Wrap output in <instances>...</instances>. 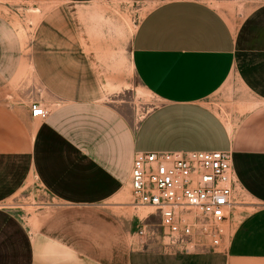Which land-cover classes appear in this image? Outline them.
Returning <instances> with one entry per match:
<instances>
[{
	"label": "crops",
	"instance_id": "obj_1",
	"mask_svg": "<svg viewBox=\"0 0 264 264\" xmlns=\"http://www.w3.org/2000/svg\"><path fill=\"white\" fill-rule=\"evenodd\" d=\"M228 1L245 7L237 27L202 0L165 2L142 21L133 65L157 105L136 125L106 103L66 90L55 99L27 100L7 91L26 59L18 31L0 12V264L63 256L94 264L80 248L42 232L32 235L12 209L21 197L44 194L86 211L76 234L90 238L95 226L111 225L88 212L120 204L137 152L229 151L236 197L252 200L254 208L237 221L233 211L227 241L219 248L201 242L204 248L133 250L128 264H264V0ZM38 66L49 90L74 76L69 79L74 72L66 74L63 63ZM228 83L243 92L234 91L232 103L219 109L212 99ZM36 103L49 110L46 119L32 116ZM49 241L56 243L54 254L39 245Z\"/></svg>",
	"mask_w": 264,
	"mask_h": 264
},
{
	"label": "rangeland",
	"instance_id": "obj_2",
	"mask_svg": "<svg viewBox=\"0 0 264 264\" xmlns=\"http://www.w3.org/2000/svg\"><path fill=\"white\" fill-rule=\"evenodd\" d=\"M168 1L171 0H96L68 4L60 0H2L0 12L10 18L18 31L26 59L24 71L6 90L18 93L21 100L54 98L56 92L60 96L62 90H66L106 103L129 122L139 124L155 108L157 99L142 86L136 75L133 42L145 17ZM202 1L222 12L234 27L246 15L243 4L228 0ZM55 63L67 66L68 75L74 72L69 79L74 76L68 82L50 84L53 89L49 90L39 80L38 65ZM234 91L243 92L240 86L232 88L228 83L212 102L219 109L225 108L232 103ZM253 208L254 202L241 195L233 209L236 212L234 220L241 219ZM12 209L32 235L42 232L65 241L68 246L80 248L93 257L94 264H128L133 250H186L204 248L201 242H209L197 236L195 243L194 240L174 243L162 228L155 210L136 205L130 184L120 204L112 201L102 210L88 212L89 216L94 215L96 222L103 218L111 225L97 224L95 236L90 238L82 236L81 232V235L76 234L77 224L83 220L86 211L69 210L44 194L21 197ZM65 219L69 220L63 222ZM229 231L228 228V234ZM198 243L201 245L196 246ZM39 245H45L48 253L54 254L56 243L49 241ZM75 262L70 256H63L59 260L38 259L36 264Z\"/></svg>",
	"mask_w": 264,
	"mask_h": 264
},
{
	"label": "built area",
	"instance_id": "obj_3",
	"mask_svg": "<svg viewBox=\"0 0 264 264\" xmlns=\"http://www.w3.org/2000/svg\"><path fill=\"white\" fill-rule=\"evenodd\" d=\"M31 112L49 115L37 103ZM130 185L136 205L154 209L174 243L202 236L219 248L227 241L238 192L232 152H137Z\"/></svg>",
	"mask_w": 264,
	"mask_h": 264
}]
</instances>
